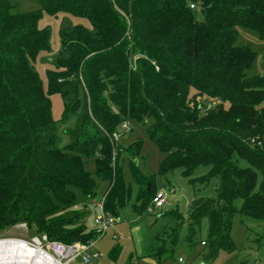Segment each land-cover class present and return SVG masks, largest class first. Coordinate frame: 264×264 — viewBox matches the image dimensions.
<instances>
[{"label":"trees","instance_id":"16d2710c","mask_svg":"<svg viewBox=\"0 0 264 264\" xmlns=\"http://www.w3.org/2000/svg\"><path fill=\"white\" fill-rule=\"evenodd\" d=\"M37 1L41 12L23 13L0 0V232L26 224L49 241H97L77 208H87L99 181H106L104 207L115 217L130 196L123 179L128 159L140 186L135 210L152 205V177L140 176L130 160L140 155L141 143L127 150L110 139L124 123L151 120L146 135L164 155L160 173L181 169L193 182L195 170L208 166L198 181L218 180L215 198L194 199L185 222L180 214L187 245L198 242L206 218L207 238L199 242L205 261L234 252L236 214L264 221V148L257 145L264 141V75H247L257 54L236 44L238 28L264 43V0H208V6L205 0ZM192 3L204 21L195 19ZM42 12L91 25L60 29L46 92L34 67L39 53L51 50L49 29L37 26ZM55 93L63 100L62 120L77 116L64 147L52 118L49 95ZM89 161L93 173L86 170Z\"/></svg>","mask_w":264,"mask_h":264},{"label":"rangeland","instance_id":"374dc122","mask_svg":"<svg viewBox=\"0 0 264 264\" xmlns=\"http://www.w3.org/2000/svg\"><path fill=\"white\" fill-rule=\"evenodd\" d=\"M10 1L18 7L19 12H41V5L37 0ZM193 14L198 22L204 21L200 7L197 6ZM76 25L91 29L89 21L85 18L64 13L58 14L57 17L44 12L41 14L37 26L41 29H49L51 50L39 53L34 67L45 92L48 86L47 73L52 70L51 60L58 56L61 49L60 29L64 26ZM236 44L248 46L257 54L256 60L246 72L247 75H264V43L260 41L258 35L254 31L238 28ZM49 99L52 118L56 122L57 135L60 140L59 146L64 147L71 142L70 132L75 130L77 116L72 115L62 120L64 104L61 95L51 94ZM150 123L151 120L147 121L145 126H141L127 122L128 132L121 137L119 143L127 150L131 145L141 143L140 155L130 160L140 176L152 177L147 188L149 189V184L152 183L153 188L162 191L166 196V204L159 209L149 205L140 211L135 210V205L139 204L137 199L140 186L133 179L128 159L123 166V179L130 188V196L122 207L116 209V226L108 229L105 235L91 245L90 252L97 254V258H91L88 263H84L79 257L71 264H177V259L180 257L183 258L184 264H264V221L242 218L239 214L234 217L231 233L235 245L234 252L221 251L215 260L205 261L207 249L199 242L207 238L208 220L206 218L201 221V230L197 233L198 242L193 246L187 245L185 240L188 234L187 226L178 230L181 226L180 214H183L185 222L188 219V207L194 199L215 198L218 180L210 179L206 183L198 181L201 177L208 175L210 171L208 166H200L195 170L191 177L193 182L184 176L181 169L166 174L160 173L164 155L146 135V129ZM242 166L246 167L247 164L242 162ZM85 167L87 171L93 173L94 164L91 161L87 162ZM262 179V176L258 175V188ZM109 187V182L99 181L96 200H100L108 192ZM77 196L81 200L80 196ZM241 205L242 199L238 198L234 201V206L238 211ZM77 209L80 212H86L84 223L87 231L96 232L98 227L94 221L99 217L100 211L94 210L91 205L87 208L80 205ZM116 235L119 237L116 238ZM173 235H177L174 243L171 241ZM35 238L38 236L26 224H18L0 232V239H19L29 243Z\"/></svg>","mask_w":264,"mask_h":264},{"label":"built area","instance_id":"2783aa9c","mask_svg":"<svg viewBox=\"0 0 264 264\" xmlns=\"http://www.w3.org/2000/svg\"><path fill=\"white\" fill-rule=\"evenodd\" d=\"M190 8L195 9V4H190ZM127 132L128 126L127 123H124L117 132L112 134V136L110 137L111 142L113 144L120 142L121 137H123ZM257 145L264 148V141H258ZM116 155L117 153L116 151H114L113 161L115 160ZM106 195L107 193L100 200L93 199L87 204L91 205L94 210L100 211L99 217H97L94 221V223L98 227L96 231L98 239L105 235L108 229L114 228L117 224L116 218L105 210L104 203ZM166 202L167 200L165 194L162 191H157L152 199V207L155 209L163 208ZM115 237L118 238L119 236L116 235ZM35 239L39 240L41 248L43 249L45 254L50 255L54 259L56 264H71L79 257L82 258L84 263H88L91 258L98 257L97 254H93L90 252L91 245L95 241L88 244L74 243L68 245L57 241H49L45 235ZM203 244L204 243H202V245ZM177 264H184L183 258H178Z\"/></svg>","mask_w":264,"mask_h":264},{"label":"bare ground","instance_id":"6f19581e","mask_svg":"<svg viewBox=\"0 0 264 264\" xmlns=\"http://www.w3.org/2000/svg\"><path fill=\"white\" fill-rule=\"evenodd\" d=\"M0 264H56V262L50 255L45 254L37 239L29 243L19 239H0Z\"/></svg>","mask_w":264,"mask_h":264},{"label":"water","instance_id":"95a60500","mask_svg":"<svg viewBox=\"0 0 264 264\" xmlns=\"http://www.w3.org/2000/svg\"><path fill=\"white\" fill-rule=\"evenodd\" d=\"M204 4H205V6H208L209 5V1L208 0H205L204 1Z\"/></svg>","mask_w":264,"mask_h":264}]
</instances>
